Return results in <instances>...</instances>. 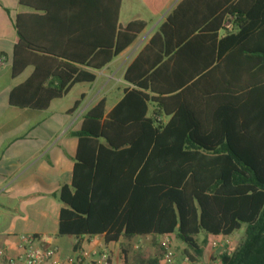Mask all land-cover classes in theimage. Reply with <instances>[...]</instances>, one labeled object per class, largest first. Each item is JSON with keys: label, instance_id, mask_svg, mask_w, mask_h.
Returning <instances> with one entry per match:
<instances>
[{"label": "trees", "instance_id": "16d2710c", "mask_svg": "<svg viewBox=\"0 0 264 264\" xmlns=\"http://www.w3.org/2000/svg\"><path fill=\"white\" fill-rule=\"evenodd\" d=\"M120 3L100 17L77 14L54 46L28 37L20 17L12 76L33 72L12 89L11 104L46 110L75 84L93 83L148 26L140 18L122 26ZM124 78L132 87L122 100L105 114L102 99L75 133L59 234L116 242L177 233L197 260L199 234L245 227L218 264H264V0H180ZM155 246L131 264H160L166 247Z\"/></svg>", "mask_w": 264, "mask_h": 264}, {"label": "crops", "instance_id": "0c3cea01", "mask_svg": "<svg viewBox=\"0 0 264 264\" xmlns=\"http://www.w3.org/2000/svg\"><path fill=\"white\" fill-rule=\"evenodd\" d=\"M116 1L0 0V249L5 250L0 264H26L20 259V235L23 234L36 235L56 247L65 264H71L70 260L75 259L82 250L92 254L85 259L87 262L95 261L99 254L107 250V264L137 263L144 252H149L156 244L172 247L180 264H218L221 249L214 243L228 237L234 244L242 236L243 228L231 236L221 234L218 239L211 238L215 235L202 232L203 238L199 240L197 236V239L201 245L206 242L209 246L203 250L199 260L190 259L191 263H187L185 259L188 256L184 252L187 245L177 233L135 235L120 238L116 242H106L105 234H85L80 237L59 234L60 213L65 206L59 191L62 186L72 184L78 145L75 133L82 127L84 115L102 99L106 100L105 114L122 100L125 90L132 87L124 78L126 69L180 0H139L153 19L147 20L142 13L136 12L135 17L126 22L122 20L125 0H121L119 23L122 26L137 18L146 20L148 26L131 46L103 69L95 71L96 80L77 92L74 103L79 99L81 103L74 112H69L74 103L53 111L54 104L62 98L53 100L46 110L11 104L12 89L33 72L30 66L18 77L12 76L14 49L21 40L19 18L22 17L23 29L28 37L39 44L54 46L60 44V27L69 29L74 16L80 14L89 19L100 17L104 14L101 8L114 7ZM77 6L83 8L77 10ZM166 9V13L155 23V19ZM151 25L152 29L145 34ZM143 34L145 36L141 44L137 45ZM61 43L68 44L66 41ZM154 109V104L149 105V116L153 115ZM164 120L167 118L164 117ZM160 264H163L162 260Z\"/></svg>", "mask_w": 264, "mask_h": 264}, {"label": "built area", "instance_id": "2783aa9c", "mask_svg": "<svg viewBox=\"0 0 264 264\" xmlns=\"http://www.w3.org/2000/svg\"><path fill=\"white\" fill-rule=\"evenodd\" d=\"M226 29H232V22L225 24ZM20 248L22 249L20 259L26 264H65V260L61 257L60 251L49 244L42 238L33 234L20 235ZM232 240L225 238L222 242L214 243V246H219L221 251L230 253V246ZM5 254L4 249H0V258ZM94 254V253H93ZM92 254L88 250H82L81 253L71 261V264H107L109 260V253L104 250L95 261H86ZM187 263H191L190 258L187 257ZM163 264H180L178 262L175 250L166 246V252L162 258Z\"/></svg>", "mask_w": 264, "mask_h": 264}, {"label": "rangeland", "instance_id": "374dc122", "mask_svg": "<svg viewBox=\"0 0 264 264\" xmlns=\"http://www.w3.org/2000/svg\"><path fill=\"white\" fill-rule=\"evenodd\" d=\"M168 9H166L162 15L158 16L155 19V23L158 22L160 20V18L166 13ZM136 12H140L142 13V16L145 17L147 20H152L153 16L152 14L148 13L143 2L139 1V0H125V8H124V13L122 15V20L124 22H126L127 20H129L130 18L135 17ZM153 25H151L145 34H147L151 29H152ZM145 34H143L141 36V38L138 40L137 45L141 44ZM89 86L88 83H80L77 84V86L75 87V89L68 95V96H63L61 100H58V102H56V104H54L53 106V111H58L60 108H66L70 105H72L74 103V98H76L77 92L80 89H84L87 88ZM113 95H115V93H113ZM245 227H243L244 230ZM241 231V235H244V231ZM199 240H201L203 238V233L198 235ZM211 238H220L219 235H215V236H211ZM209 244L204 243L203 244V250L205 248H208ZM197 260H199V256H197Z\"/></svg>", "mask_w": 264, "mask_h": 264}]
</instances>
